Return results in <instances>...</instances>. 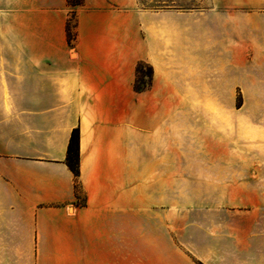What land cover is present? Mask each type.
<instances>
[{
    "label": "crops",
    "instance_id": "crops-1",
    "mask_svg": "<svg viewBox=\"0 0 264 264\" xmlns=\"http://www.w3.org/2000/svg\"><path fill=\"white\" fill-rule=\"evenodd\" d=\"M210 2L0 0V264H264V215L175 228L152 207L174 188V70L264 61V0ZM139 62L153 74L135 92ZM75 128L77 178L65 161Z\"/></svg>",
    "mask_w": 264,
    "mask_h": 264
},
{
    "label": "rangeland",
    "instance_id": "rangeland-1",
    "mask_svg": "<svg viewBox=\"0 0 264 264\" xmlns=\"http://www.w3.org/2000/svg\"><path fill=\"white\" fill-rule=\"evenodd\" d=\"M134 7L200 11L211 2L135 0ZM245 57L218 67L196 61L174 70V188L159 191L160 204L152 207L174 214L175 228H246L252 224L248 215H264V61ZM149 67L139 68L135 86H149ZM214 74L220 79L200 85V76ZM75 204L83 206L84 199Z\"/></svg>",
    "mask_w": 264,
    "mask_h": 264
},
{
    "label": "trees",
    "instance_id": "trees-1",
    "mask_svg": "<svg viewBox=\"0 0 264 264\" xmlns=\"http://www.w3.org/2000/svg\"><path fill=\"white\" fill-rule=\"evenodd\" d=\"M68 6L71 7H77V6H82L84 4V0H67ZM70 18V21L74 18V14H72ZM70 21H68L66 25V35H67V41L69 44L72 43V41L75 40L76 34L74 31H72L71 26H70ZM145 63L144 62H139L136 67V73L139 72V68L143 66ZM151 69V79H152V74L153 70L152 67H149ZM136 81V80H135ZM134 81V86L133 89L135 92H142L148 87H137L135 86L136 82ZM150 85V84H149ZM78 160H79V130L78 128H75L72 130L69 141L67 144V149H66V164L73 173L74 177L77 178L79 175V169H78Z\"/></svg>",
    "mask_w": 264,
    "mask_h": 264
}]
</instances>
